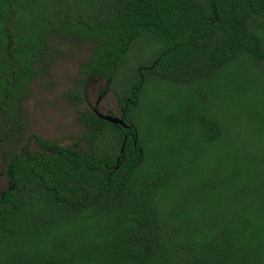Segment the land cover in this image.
Masks as SVG:
<instances>
[{
    "label": "trees",
    "instance_id": "16d2710c",
    "mask_svg": "<svg viewBox=\"0 0 264 264\" xmlns=\"http://www.w3.org/2000/svg\"><path fill=\"white\" fill-rule=\"evenodd\" d=\"M62 34L131 127L8 159L0 264H264V0H0L4 122Z\"/></svg>",
    "mask_w": 264,
    "mask_h": 264
},
{
    "label": "rangeland",
    "instance_id": "374dc122",
    "mask_svg": "<svg viewBox=\"0 0 264 264\" xmlns=\"http://www.w3.org/2000/svg\"><path fill=\"white\" fill-rule=\"evenodd\" d=\"M157 43L142 36L131 50V65L151 53ZM94 44L62 34L51 36L48 50L35 65L31 82L21 96L13 123L0 118V193L6 187V162L29 142V151H40L33 137L58 146L85 149L88 128L85 116H120V108L104 77H88Z\"/></svg>",
    "mask_w": 264,
    "mask_h": 264
},
{
    "label": "water",
    "instance_id": "95a60500",
    "mask_svg": "<svg viewBox=\"0 0 264 264\" xmlns=\"http://www.w3.org/2000/svg\"><path fill=\"white\" fill-rule=\"evenodd\" d=\"M98 117L102 120H105L109 123H112L114 125H119L123 128H130L131 126L130 125H126L124 124V122L119 118V117H113V116H108V115H98ZM123 148L121 149V152H122Z\"/></svg>",
    "mask_w": 264,
    "mask_h": 264
},
{
    "label": "flooded vegetation",
    "instance_id": "af4514ba",
    "mask_svg": "<svg viewBox=\"0 0 264 264\" xmlns=\"http://www.w3.org/2000/svg\"><path fill=\"white\" fill-rule=\"evenodd\" d=\"M97 116V115H96ZM98 117V116H97ZM99 118V117H98ZM64 147H69V146H64ZM70 147H73V146H70ZM75 148V147H74Z\"/></svg>",
    "mask_w": 264,
    "mask_h": 264
}]
</instances>
